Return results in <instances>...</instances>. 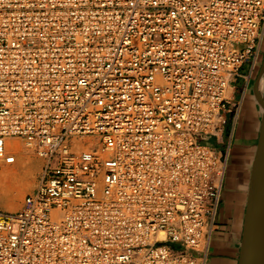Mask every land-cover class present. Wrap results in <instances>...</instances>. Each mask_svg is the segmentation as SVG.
<instances>
[{"label": "built area", "instance_id": "1", "mask_svg": "<svg viewBox=\"0 0 264 264\" xmlns=\"http://www.w3.org/2000/svg\"><path fill=\"white\" fill-rule=\"evenodd\" d=\"M263 45L264 0H0V161L43 158L0 264H206Z\"/></svg>", "mask_w": 264, "mask_h": 264}, {"label": "crops", "instance_id": "2", "mask_svg": "<svg viewBox=\"0 0 264 264\" xmlns=\"http://www.w3.org/2000/svg\"><path fill=\"white\" fill-rule=\"evenodd\" d=\"M252 77H255V72L252 73ZM242 80L244 85L239 96L235 84L234 102L239 104L238 122L230 148L229 165L224 180L223 198L216 217V227L209 241L206 264H240L241 259L251 169L260 129L258 108L252 97L254 93L249 89L250 82L246 93L243 94L246 81L243 78ZM213 139V143H216L217 140ZM216 144L221 149H225L221 144Z\"/></svg>", "mask_w": 264, "mask_h": 264}, {"label": "water", "instance_id": "3", "mask_svg": "<svg viewBox=\"0 0 264 264\" xmlns=\"http://www.w3.org/2000/svg\"><path fill=\"white\" fill-rule=\"evenodd\" d=\"M264 59L253 87L261 112L259 138L251 169L240 264H264Z\"/></svg>", "mask_w": 264, "mask_h": 264}, {"label": "bare ground", "instance_id": "4", "mask_svg": "<svg viewBox=\"0 0 264 264\" xmlns=\"http://www.w3.org/2000/svg\"><path fill=\"white\" fill-rule=\"evenodd\" d=\"M250 72V71H249ZM264 89V75L262 77L259 90ZM11 149L17 151L16 161L13 164L2 162L0 169V204L3 208L15 211L19 205L18 190H22V186L26 185L29 178L36 177V174L41 171L43 158L28 148L19 139L10 140ZM1 163V161H0ZM10 182V183H9ZM4 190V191H3Z\"/></svg>", "mask_w": 264, "mask_h": 264}, {"label": "rangeland", "instance_id": "5", "mask_svg": "<svg viewBox=\"0 0 264 264\" xmlns=\"http://www.w3.org/2000/svg\"><path fill=\"white\" fill-rule=\"evenodd\" d=\"M264 49V48H263ZM261 64H262V59L261 58H259V60L257 61V63H256V69H255V76H256V78H257V76H258V73H259V71H260V68H261ZM250 68H251V65H250V63H246L243 67H242V69H241V73L242 74H246V73H249V71H250ZM255 81L256 80H254V81H252V83H251V85H250V90H252L253 89V87H254V85H255ZM235 84L237 85V87H238V96L241 94V89H242V87H243V85H244V82H243V80H242V78L241 77H238V79L236 80V82H235ZM252 97L253 98H255V95H252ZM260 121H261V112H260V110L258 111V123H259V125H260ZM228 133H229V129L227 130V133H226V137H225V140H224V143H222L221 144V147L222 148H225V143H226V141H227V139H228ZM199 139H200V141L201 142H205V143H207V142H209V143H213V138L212 137H210V136H204V135H201L200 137H199ZM21 142H23V141H21ZM23 144V146L25 147V144L24 143H22ZM32 155H34L35 156V152L34 153H32ZM0 169H2V163H1V165H0ZM39 177H40V174H39V172L36 174V177H31V178H29V180H28V182L26 183V185H23L22 186V190H18L17 191V194H18V196H19V205H18V207L16 208V210L17 209H19L21 206H22V204H23V202H24V199H25V197H26V195L28 194V193H30L32 190H34L36 187H37V185H38V183H39ZM10 183V182H9ZM4 191V190H3Z\"/></svg>", "mask_w": 264, "mask_h": 264}, {"label": "flooded vegetation", "instance_id": "6", "mask_svg": "<svg viewBox=\"0 0 264 264\" xmlns=\"http://www.w3.org/2000/svg\"><path fill=\"white\" fill-rule=\"evenodd\" d=\"M263 48H264V45H263ZM260 58L262 59V61H263V59H264V49H262V52H261V56H260ZM254 80H256V76L253 78H251L250 79V85H251V83H252V81H254ZM249 89H250V87H249ZM252 92H253V89L251 90ZM254 100H255V105H256V107L258 108V111L260 110L259 109V105H258V103H257V100H256V97L254 98Z\"/></svg>", "mask_w": 264, "mask_h": 264}]
</instances>
